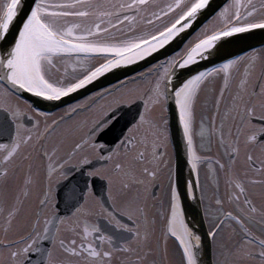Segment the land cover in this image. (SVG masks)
<instances>
[{"label": "snow or ice", "instance_id": "1", "mask_svg": "<svg viewBox=\"0 0 264 264\" xmlns=\"http://www.w3.org/2000/svg\"><path fill=\"white\" fill-rule=\"evenodd\" d=\"M209 6L0 0V264H202L188 196L203 203L217 264H264V228L251 227L264 225V47L244 43L264 31V0H225L180 52L59 112L25 99L61 101L163 48ZM170 107L195 174L183 192Z\"/></svg>", "mask_w": 264, "mask_h": 264}, {"label": "water", "instance_id": "2", "mask_svg": "<svg viewBox=\"0 0 264 264\" xmlns=\"http://www.w3.org/2000/svg\"><path fill=\"white\" fill-rule=\"evenodd\" d=\"M224 2L225 0H210L209 8L204 10L206 14L198 17V19L193 22V25L189 29H186L184 30V32L178 34L177 37H175L163 48L158 49L156 52L151 53L149 56L145 57L140 61H136L131 65L121 66L118 69H113L110 73H106L104 76L99 77L96 81H93L85 88L78 90L76 93H73L68 97L75 96L74 98H76L77 95L89 93L97 89H100L109 83L115 82V80L118 77H123L125 75L130 76L135 72L147 68L153 65L154 63L177 52L181 48V46L196 31H198L207 21L211 19L212 15L214 14L212 10L213 9L218 10V6H222ZM244 43L257 48L263 47L264 31H261L259 29L254 30V35L246 37ZM198 64L209 66L206 60H201L198 62ZM190 67H195V65ZM25 99H28L32 102H38L39 100H41V98L35 97L33 94L30 93H25ZM175 146H176L175 179L177 180L179 187L183 192L184 182L188 179H192L195 174L193 173V176L189 175L190 169L188 164L186 163V148L183 140L181 142L175 141ZM184 205H185L184 215L186 221L189 223V226L192 227L194 225L195 229H198L202 234L203 245L200 249V256L198 257V259L202 261V264H213L211 238L203 235L204 233L207 232V227L205 225L201 203H197L195 200L191 198V196H188L184 198Z\"/></svg>", "mask_w": 264, "mask_h": 264}, {"label": "flooded vegetation", "instance_id": "3", "mask_svg": "<svg viewBox=\"0 0 264 264\" xmlns=\"http://www.w3.org/2000/svg\"><path fill=\"white\" fill-rule=\"evenodd\" d=\"M209 22V21H208ZM207 22V23H208ZM203 27V26H202ZM200 30V29H199ZM198 30V31H199ZM197 31V32H198ZM196 34V33H195ZM195 34H193L191 36V38H189L182 46L181 48L171 54L170 56H173L175 55L176 53L180 52L182 50V48L184 47L185 44L188 43L189 40H191ZM264 47V46H263ZM168 56V57H170ZM168 57L154 63V64H157L163 60H166ZM150 67V66H149ZM148 68V67H147ZM147 68H144L138 72H141V71H145ZM259 69H257V75H259ZM138 72H135L134 74L130 75V76H133L135 75L136 73ZM218 86H219V83H218ZM99 89L95 90V91H98ZM95 91H92V92H95ZM92 92H89V93H84V94H80V95H77L76 98H74L75 96L73 97H64L62 98L61 101H55V102H50V101H44V100H39L38 102H32L30 101L31 103L35 104V105H38L42 108V110L44 111H49V112H59L61 109L63 108H66L68 104L70 103H75L81 99H83L85 96H88L90 95ZM73 94V93H72ZM71 95V94H70ZM69 95V96H70ZM168 113H169V117H170V121H169V127H170V133H171V142H170V145H169V153H170V157H171V165H172V169H173V174H174V178H175V160H176V146H175V141L177 142H181L183 140V134L180 130V126H179V123H178V119H177V116L174 112V110L170 107L168 109ZM217 152V147L215 144H213L211 150L209 151L207 148L204 149V152L203 154L204 155H208V156H212L213 154H215ZM221 154H222V150H221ZM257 155H259V153H257ZM219 158V157H218ZM214 166V165H213ZM238 167H240L241 171H243V164H239ZM208 172V167H207V163L201 167L200 169V179L201 181H204L205 180V177H206V174ZM251 174V173H249ZM208 179L210 180L211 177H208ZM219 179H220V183H221V190H223V185H224V175L223 173H220V176H219ZM61 183H64L63 181H61ZM166 183V181H165ZM199 190V189H198ZM260 186L257 185L255 186L254 190H253V194L255 196V202H259L261 200V195H260ZM201 207H202V212H203V217H204V221H205V225L208 229V223H207V219L205 218V215H204V207H203V203H201ZM156 211H160L159 209V205H157V209ZM163 224V220H161V224L158 225V232L157 234L159 235V227L162 226ZM251 227H253V230L256 232V233H259L261 231L262 228H264V225L261 224V221L259 220V218H257V220L254 222L253 225H251ZM170 241L172 242H175V239L174 238H169ZM212 253H213V263L214 264H217V260H218V253L215 249V247L213 246L212 244ZM59 255H63V253H58Z\"/></svg>", "mask_w": 264, "mask_h": 264}, {"label": "rangeland", "instance_id": "4", "mask_svg": "<svg viewBox=\"0 0 264 264\" xmlns=\"http://www.w3.org/2000/svg\"><path fill=\"white\" fill-rule=\"evenodd\" d=\"M168 245H169V247H170L171 249H175V248L177 247L176 242H172V241H170V240H168ZM177 260H178V254H177V256H175V257L172 258V264H176V261H177Z\"/></svg>", "mask_w": 264, "mask_h": 264}, {"label": "bare ground", "instance_id": "5", "mask_svg": "<svg viewBox=\"0 0 264 264\" xmlns=\"http://www.w3.org/2000/svg\"><path fill=\"white\" fill-rule=\"evenodd\" d=\"M175 227H176L177 229H179L180 225H179L178 222L176 223Z\"/></svg>", "mask_w": 264, "mask_h": 264}]
</instances>
